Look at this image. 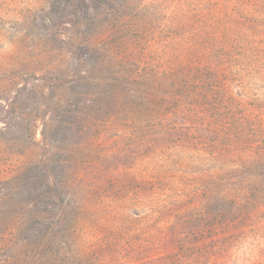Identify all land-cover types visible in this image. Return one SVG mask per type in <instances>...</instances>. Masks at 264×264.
Here are the masks:
<instances>
[{"label": "rangeland", "instance_id": "obj_1", "mask_svg": "<svg viewBox=\"0 0 264 264\" xmlns=\"http://www.w3.org/2000/svg\"><path fill=\"white\" fill-rule=\"evenodd\" d=\"M0 264H264V0H0Z\"/></svg>", "mask_w": 264, "mask_h": 264}]
</instances>
